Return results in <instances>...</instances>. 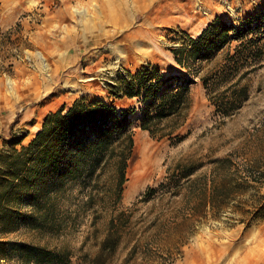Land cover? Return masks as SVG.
Listing matches in <instances>:
<instances>
[{
  "label": "rangeland",
  "instance_id": "1",
  "mask_svg": "<svg viewBox=\"0 0 264 264\" xmlns=\"http://www.w3.org/2000/svg\"><path fill=\"white\" fill-rule=\"evenodd\" d=\"M172 1L0 0V151L21 139L27 144L48 113L82 98L113 103L122 110L137 108L134 100L118 93V82L127 73L148 67L159 68L164 76L182 73L169 49L182 44L183 33L196 38L215 19L237 25L264 13V0H236L229 16L198 15L192 20L176 14L153 15ZM199 21H203L200 27ZM139 37L149 47L150 55L144 54L148 59L124 51L131 39ZM74 70L94 78L92 86L81 87V94L63 92L44 102L21 100L33 78ZM242 72H247L242 84L248 98L229 118L216 112L195 80L179 143L152 139L137 127L139 112L131 115L134 147L120 201L128 215L127 233L106 264H246L249 251L264 253V47L261 59ZM152 149L160 152L155 167L137 171L135 176L145 179L129 191L128 171L136 167L141 152ZM186 161L202 164L193 178L210 184L209 205L200 196L183 195L141 203L147 188H156L169 168ZM63 208L54 232H29L22 225L8 240L65 250L70 264H89L104 239L107 219L92 226L91 215L78 214L71 201ZM146 228L148 243L131 253L135 236ZM254 261L264 264L258 257ZM2 264L21 263L12 256Z\"/></svg>",
  "mask_w": 264,
  "mask_h": 264
},
{
  "label": "trees",
  "instance_id": "2",
  "mask_svg": "<svg viewBox=\"0 0 264 264\" xmlns=\"http://www.w3.org/2000/svg\"><path fill=\"white\" fill-rule=\"evenodd\" d=\"M182 35V44L169 49L182 73L164 76L159 68L148 67L119 80L118 93L134 100L137 108L122 110L113 103L82 98L48 113L27 144L21 139L0 151V264L12 256L21 264H70L65 250L8 240L22 225L29 232H54L68 201L78 214L91 215L92 226L107 219L104 239L89 264L108 263L127 233L128 215L120 201L134 147L131 115L139 112L137 127L152 139L179 143L195 80L222 118L242 107L248 98L242 84L247 72L242 70L253 67L263 55L264 13L237 25L215 19L196 38ZM201 167L193 161L175 164L156 188H147L141 203L183 195L200 196L209 205L210 184L193 178ZM149 232L146 228L135 236L131 253L148 243Z\"/></svg>",
  "mask_w": 264,
  "mask_h": 264
},
{
  "label": "bare ground",
  "instance_id": "3",
  "mask_svg": "<svg viewBox=\"0 0 264 264\" xmlns=\"http://www.w3.org/2000/svg\"><path fill=\"white\" fill-rule=\"evenodd\" d=\"M236 0H173L172 3H167L159 10L153 12L154 16L158 14H176L178 18H188V19H197L198 15L210 19L213 15H232L233 10L232 6ZM179 6V7H178ZM152 15V13H151ZM200 25L203 21H199ZM190 33H193V28L189 27L187 29ZM142 38H134L125 46L126 55H140L143 58L148 59L150 57L146 56L150 52H147L148 48L147 43ZM120 52L121 49H119ZM119 52V53H120ZM146 54V55H144ZM150 55V54H149ZM143 60V59H141ZM85 71L74 70L67 74L56 73L53 75H44L42 77L33 78L31 83H28L25 86V94L21 100H28L30 102H44L48 99H51V96L60 95L63 92H66L67 96H71L77 93H80L81 87L92 86L94 78L84 77ZM73 79L75 83H73ZM81 94V93H80ZM137 137H135V140ZM140 153V151H139ZM141 159L136 163V167L131 168L128 171L129 177V191L137 189L138 186L143 184V179L145 177L136 175V172L141 168H148V171H151V167L154 168L157 163V158L160 155L159 150L152 149L151 151H144L140 153ZM246 264H257L254 260L256 257L258 259H264V253H255L254 251H249L247 256ZM198 259H201L200 255L197 256Z\"/></svg>",
  "mask_w": 264,
  "mask_h": 264
}]
</instances>
